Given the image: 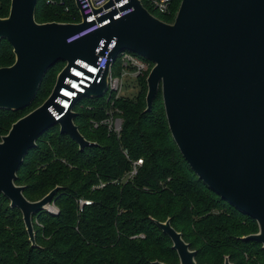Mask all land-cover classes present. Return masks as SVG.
<instances>
[{
  "label": "water",
  "instance_id": "obj_1",
  "mask_svg": "<svg viewBox=\"0 0 264 264\" xmlns=\"http://www.w3.org/2000/svg\"><path fill=\"white\" fill-rule=\"evenodd\" d=\"M128 1L132 13L116 20L115 11L106 14L97 21L108 23L67 44V38L92 24L84 17L73 24L38 23L37 0H10L8 15L0 18V42L10 45L14 62L0 68V110L28 108L48 70L59 63L64 66L46 100L0 138V195L21 213L35 247L32 217L46 210L61 188L31 202L23 195L24 187L15 183L17 172L39 137L54 127L80 152L96 145L74 124L73 108L81 98L104 96L112 64L127 52L152 64L142 113L151 112L160 93L182 158L211 192L256 223L255 234L239 239L256 242L264 251V0H181L172 23L152 16L138 0ZM111 42L105 68L91 76L93 82L87 81L84 94L67 98L65 92L71 95L73 90L65 80L72 78L71 68H78L75 62L96 65ZM58 98L66 100L68 108ZM154 223L169 238L178 264H197L196 252L169 219ZM223 264H231L228 257Z\"/></svg>",
  "mask_w": 264,
  "mask_h": 264
},
{
  "label": "trees",
  "instance_id": "obj_2",
  "mask_svg": "<svg viewBox=\"0 0 264 264\" xmlns=\"http://www.w3.org/2000/svg\"><path fill=\"white\" fill-rule=\"evenodd\" d=\"M62 2L66 6L68 0ZM179 4L177 0L175 10ZM9 7L10 0H0V11L7 8L9 12ZM68 13L60 5L37 0L35 20L73 24ZM160 19L172 23L174 14ZM3 42L9 52L0 50V68L13 64L11 47L5 40L0 44ZM56 66L48 70L28 108L0 110V138L26 115L23 113L46 100L43 84ZM111 70L119 72V56ZM145 79L146 75L137 78L140 89L135 99L114 101L123 120L119 138L108 136L103 127H90V120L104 117L109 105L105 98H81L73 108L74 124L95 146L80 152L68 136L59 134L58 127L39 137L36 148L24 158L15 183L24 187L23 195L31 202L60 187L51 204L58 213L44 210L32 217L36 243L32 247L21 213L0 195V264H178L169 238L154 223L167 219L196 252L197 264H223L224 257L231 264H245L244 256L251 264H264L260 244L239 239L256 233V223L211 192L182 158L169 132L160 93L151 112L142 113ZM84 101L89 104L83 105ZM48 134L41 148L39 144ZM125 152L131 161L141 159L142 166L131 181L122 182L130 169ZM30 153L36 156L28 162ZM100 183L105 186L97 188ZM80 199L91 204L79 211Z\"/></svg>",
  "mask_w": 264,
  "mask_h": 264
},
{
  "label": "built area",
  "instance_id": "obj_3",
  "mask_svg": "<svg viewBox=\"0 0 264 264\" xmlns=\"http://www.w3.org/2000/svg\"><path fill=\"white\" fill-rule=\"evenodd\" d=\"M138 1L141 3L144 9L147 10L148 13H150L152 16L158 19H160V17L162 16L170 17L173 14L175 18L179 8L178 7L177 10H175V3L177 0H138ZM75 3L79 7L78 10L80 12L81 18L84 17L85 22L92 25L82 30L81 32L67 38L66 39L67 44L73 43L97 31L100 26L108 23L109 22L108 20L100 24L97 21L99 18H101L106 14L115 11L113 19L116 20L133 12V7H126L129 4L128 0H75ZM108 3H110V5L106 7ZM46 4L60 5L65 13L69 12L68 8L64 6L62 0H59V2H56L55 0H46ZM113 44L114 43L111 42L110 45L105 50L104 54L98 57L96 65H90L82 60H77L75 62V65H77L78 68L76 67L71 68L69 72L72 75V78H67L65 80V84L70 89L74 87L72 86V83H74L77 85V87L79 86L81 90V92L74 90L73 93L71 94L73 98L77 96V93L84 94L85 88L89 87L87 81L90 80L91 83L93 82V77L91 76H96L101 70L105 68L106 64L108 63V54L112 50ZM102 48H103V41L101 42L99 48L96 50V54H98L99 50ZM151 68H152L151 63L131 53L124 52L119 55V72L117 74H114L110 68V72L108 75L107 90L104 93V96L102 97L105 98L106 102H109V105L106 106V108L104 109V117L101 120L89 121L90 127L93 130L103 127L106 130L108 136H115L119 138L122 130L123 120L120 116L121 114L120 111L114 107V101L120 98L119 92L122 87V80L125 77H131L133 79H137L138 77H142L145 75L147 77ZM79 75H82V79L77 77ZM69 81L72 83L71 84L68 83ZM57 102L61 104V106L63 105L62 103L69 105V103L64 99L58 98ZM49 110L56 120L60 118L56 114L54 109L50 108ZM125 157L130 161V169L127 172V174H125V176L122 178L121 180L122 182L131 181L138 174V170L142 166L141 159L131 161L128 158L126 152H125ZM104 186L105 184L100 183L97 186V188H102ZM90 204L91 202L88 200H83V199L78 200L79 211H81L84 206H88ZM52 206L53 205L48 206L46 208V211L52 214H57L58 210Z\"/></svg>",
  "mask_w": 264,
  "mask_h": 264
},
{
  "label": "rangeland",
  "instance_id": "obj_4",
  "mask_svg": "<svg viewBox=\"0 0 264 264\" xmlns=\"http://www.w3.org/2000/svg\"><path fill=\"white\" fill-rule=\"evenodd\" d=\"M66 7L68 8L69 10V13L67 14V18L69 19L70 22H73V23H78L80 22V19H81V15H80V12L76 6V3H75V0H68V2L66 3ZM8 14V9L7 8H4L0 11V16H6ZM74 18V19H72ZM1 49L0 50H6V52H9V49H8V46L6 43H1ZM12 50V49H11ZM13 62H14V55H13ZM64 64L63 63H59L57 64L56 68H54L45 78V82H44V90L45 92H47V97L48 95L51 93V90L55 84V81H56V77L59 73V71L63 68ZM139 83L137 81V79H133L131 77H125L123 78L122 80V87H121V90L119 92V96L122 97V98H125V99H130V100H133L137 97L138 95V92H139ZM146 91H147V88L145 90V95H146ZM89 103L87 101H84L83 102V105H88ZM81 106V105H80ZM24 114H27V113H23ZM21 116V115H20ZM48 136H50L49 134L46 135L45 137L42 138L41 140V143L39 144L41 148L44 147L43 143L46 141V139L48 138ZM36 156L35 153H30V155L28 156V159L27 161H31L32 159H34ZM2 204H5V202L2 200ZM5 206V205H4ZM52 207H55L57 210L58 208L56 206H52ZM257 231H258V228H257ZM256 231V232H257ZM255 234V233H253ZM38 243V242H37ZM39 245L41 246H45V247H48L47 244L44 245V244H40L38 243ZM226 257H224L225 259ZM223 263H224V260H223ZM244 263L245 264H251V262L247 259L246 256H244Z\"/></svg>",
  "mask_w": 264,
  "mask_h": 264
},
{
  "label": "bare ground",
  "instance_id": "obj_5",
  "mask_svg": "<svg viewBox=\"0 0 264 264\" xmlns=\"http://www.w3.org/2000/svg\"><path fill=\"white\" fill-rule=\"evenodd\" d=\"M77 77H79V78H81L82 79V75H79V76H77ZM68 83H72V82H68ZM72 86H74L72 89H73V91L75 90V91H78V92H81V90H80V88H79V86L77 87V85L76 84H74V83H72ZM84 86V85H83ZM84 93H85V91H84ZM65 95H67V98H73L71 95H69L68 93H66L65 92ZM63 105V108H68L67 106H68V104H65V103H62Z\"/></svg>",
  "mask_w": 264,
  "mask_h": 264
},
{
  "label": "flooded vegetation",
  "instance_id": "obj_6",
  "mask_svg": "<svg viewBox=\"0 0 264 264\" xmlns=\"http://www.w3.org/2000/svg\"><path fill=\"white\" fill-rule=\"evenodd\" d=\"M140 235L136 236V237H139Z\"/></svg>",
  "mask_w": 264,
  "mask_h": 264
}]
</instances>
